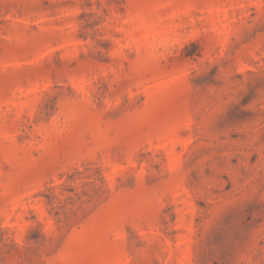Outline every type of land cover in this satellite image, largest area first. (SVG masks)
<instances>
[{
  "label": "rangeland",
  "instance_id": "rangeland-1",
  "mask_svg": "<svg viewBox=\"0 0 264 264\" xmlns=\"http://www.w3.org/2000/svg\"><path fill=\"white\" fill-rule=\"evenodd\" d=\"M0 264H264V0H0Z\"/></svg>",
  "mask_w": 264,
  "mask_h": 264
}]
</instances>
